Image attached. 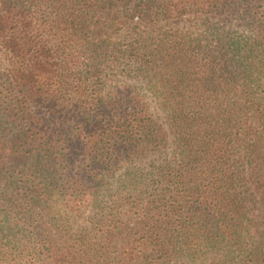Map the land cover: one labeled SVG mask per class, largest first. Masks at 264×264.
Listing matches in <instances>:
<instances>
[{
    "label": "trees",
    "instance_id": "obj_1",
    "mask_svg": "<svg viewBox=\"0 0 264 264\" xmlns=\"http://www.w3.org/2000/svg\"><path fill=\"white\" fill-rule=\"evenodd\" d=\"M192 17L208 37L181 29ZM126 62L143 88L107 93L105 70ZM259 206L264 0H0V264L241 245ZM249 250L239 257L264 263Z\"/></svg>",
    "mask_w": 264,
    "mask_h": 264
},
{
    "label": "rangeland",
    "instance_id": "obj_2",
    "mask_svg": "<svg viewBox=\"0 0 264 264\" xmlns=\"http://www.w3.org/2000/svg\"><path fill=\"white\" fill-rule=\"evenodd\" d=\"M207 25L205 30H210L215 33V28L218 29L219 32L224 35H231L235 37H245L251 34L250 30V22H238L232 19H208L206 21ZM199 22L195 21V17L189 18L183 24H181V29L184 31L192 32L194 34H199L203 29L198 27ZM138 25L135 23L131 27H128L126 30H118L115 34V41L119 42L123 47H126L130 42L131 29L137 31ZM136 28V29H134ZM168 27H165L167 30ZM208 32H211V31ZM203 35L209 33H205L203 30ZM134 66L129 63H122L117 69H113L112 71L105 70L107 74H104L106 77L113 76L114 82L108 81L106 92H111L116 87H129L135 86L139 88H143V84H141L138 80L133 79V71ZM108 80V78H105ZM250 218V235L254 238L252 241L249 239H243L241 245L236 241L226 242L221 241L218 244H204L206 247H202L199 249V253L192 254L184 252L183 250L177 251L180 253L176 255H170L169 257L162 258L160 255L158 257H151L150 260H153V264H250L247 261L246 257H239L242 249L247 251L251 248L260 247V249H264V212L261 210L260 206L253 211H250L247 215ZM82 223H79V227ZM182 243V242H181ZM258 243V244H255ZM250 251V250H249ZM162 258V259H161ZM264 264V263H263Z\"/></svg>",
    "mask_w": 264,
    "mask_h": 264
}]
</instances>
